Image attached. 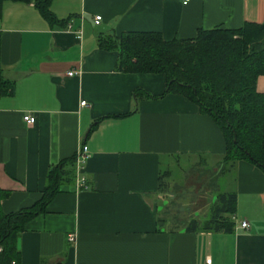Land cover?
Listing matches in <instances>:
<instances>
[{
  "label": "crops",
  "instance_id": "obj_1",
  "mask_svg": "<svg viewBox=\"0 0 264 264\" xmlns=\"http://www.w3.org/2000/svg\"><path fill=\"white\" fill-rule=\"evenodd\" d=\"M183 2L52 0L50 10L64 28L44 20L33 3H3L0 64L3 78L14 83L13 95L0 98L3 212L34 206L50 168L76 161L82 145L89 152L45 211L26 223L17 241L20 264H206L207 258L264 264V174L245 161L221 177L222 192L237 198L232 233L158 230L154 198L163 163L214 169L225 155L224 138L182 96L141 99L135 108L134 91L161 96L165 77L117 72V53L97 47V36L109 32H154L168 42L264 21V0ZM72 71L80 73L68 77ZM256 90L264 94V76ZM27 114L33 125L24 123ZM242 221L247 230L239 228Z\"/></svg>",
  "mask_w": 264,
  "mask_h": 264
},
{
  "label": "trees",
  "instance_id": "obj_2",
  "mask_svg": "<svg viewBox=\"0 0 264 264\" xmlns=\"http://www.w3.org/2000/svg\"><path fill=\"white\" fill-rule=\"evenodd\" d=\"M33 3L44 20L64 28L50 10L52 0H0V18L4 2ZM97 47L116 52L115 70L126 74H157L165 77V92L152 96L137 89L133 93L135 108L141 99H159L179 95L198 106L220 129L225 142V155L216 170L206 171L215 180L227 174L237 161L248 162L264 174V94L256 82L264 76V21L247 22L236 30H199L189 40L164 41L154 32H114L99 34ZM14 83L2 76L0 64V98L12 96ZM127 115H121L124 117ZM116 117V116H114ZM118 117V116H117ZM109 117L95 121L97 124ZM75 158L49 169L41 199L29 209L5 214L1 203L8 192L0 189V264H20L17 241L26 223L43 213L73 179ZM169 174V172H168ZM164 173H160L159 187ZM208 214L203 220L168 213L157 215L158 230L187 233H232L235 226L237 198L234 193L214 192ZM181 228V229H179Z\"/></svg>",
  "mask_w": 264,
  "mask_h": 264
},
{
  "label": "rangeland",
  "instance_id": "obj_3",
  "mask_svg": "<svg viewBox=\"0 0 264 264\" xmlns=\"http://www.w3.org/2000/svg\"><path fill=\"white\" fill-rule=\"evenodd\" d=\"M207 169L205 163L190 164L182 160L172 162L169 167L164 162L162 186L159 187L154 198L157 215L179 214V221H182L184 216H194L198 220H203L208 214L214 192L223 191L226 181L221 177L215 180L206 171ZM216 169L217 167L213 170Z\"/></svg>",
  "mask_w": 264,
  "mask_h": 264
},
{
  "label": "built area",
  "instance_id": "obj_4",
  "mask_svg": "<svg viewBox=\"0 0 264 264\" xmlns=\"http://www.w3.org/2000/svg\"><path fill=\"white\" fill-rule=\"evenodd\" d=\"M189 0H184L183 3H187ZM101 22V17L100 16H95L93 18V24L94 25H99V23ZM72 27L70 25L67 26V29H71ZM82 34L81 32H78V38L81 39ZM80 72H69L67 73L68 77H73V76H77L79 75ZM86 103L82 102L80 103V106H85ZM23 121L24 123H26L27 125H33L35 123V118L32 115H24L23 116ZM89 157V152H88V148L85 145H82V147L80 148V150L77 153L76 156V167H79L80 165L84 164V162L88 159ZM239 228L242 230H247L248 229V223L246 221H242L239 223ZM70 241H73V237H70ZM206 264H211V259L207 258L206 259Z\"/></svg>",
  "mask_w": 264,
  "mask_h": 264
}]
</instances>
